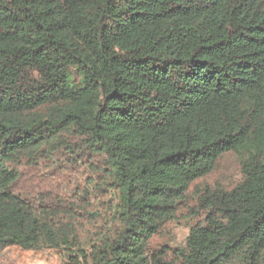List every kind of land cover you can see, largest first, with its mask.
Instances as JSON below:
<instances>
[{"label":"trees","instance_id":"trees-1","mask_svg":"<svg viewBox=\"0 0 264 264\" xmlns=\"http://www.w3.org/2000/svg\"><path fill=\"white\" fill-rule=\"evenodd\" d=\"M226 153L238 180L202 183ZM49 155L71 175L68 207L16 191ZM168 223L183 244L152 249ZM12 247L66 264H264V0H0Z\"/></svg>","mask_w":264,"mask_h":264},{"label":"rangeland","instance_id":"rangeland-1","mask_svg":"<svg viewBox=\"0 0 264 264\" xmlns=\"http://www.w3.org/2000/svg\"><path fill=\"white\" fill-rule=\"evenodd\" d=\"M60 152H66L60 150ZM75 159H78L79 165L88 162V156L79 152L78 155H74ZM58 158L53 155L47 156L43 160V164L28 166L25 170V175L22 180L17 184L19 193L29 194L32 197L40 196L47 202L53 205L59 204L63 207L72 205V197L70 195L68 178L71 177L70 173L57 174L60 163ZM64 166V165H63ZM240 177L237 160L231 153L224 154L217 162L214 171L209 174L205 179L201 180L202 183L214 185L216 182L222 185H233ZM58 190V191H57ZM58 192V193H56ZM197 195V194H195ZM82 212L76 210V216L82 217ZM87 228H93L97 231L101 225L97 219H90ZM188 233V229L181 223H168L166 229L160 236H155L150 241V247L161 246L168 244L172 246H180L183 244L185 235ZM0 264H66L55 252L49 253H37L30 250H22L16 247L4 249L0 252ZM90 264V263H89Z\"/></svg>","mask_w":264,"mask_h":264}]
</instances>
